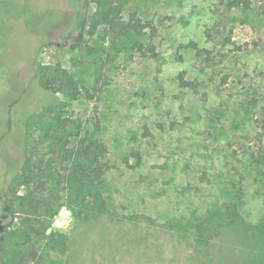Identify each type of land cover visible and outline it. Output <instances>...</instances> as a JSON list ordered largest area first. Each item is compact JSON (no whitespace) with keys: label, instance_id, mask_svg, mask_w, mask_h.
Listing matches in <instances>:
<instances>
[{"label":"rangeland","instance_id":"1","mask_svg":"<svg viewBox=\"0 0 264 264\" xmlns=\"http://www.w3.org/2000/svg\"><path fill=\"white\" fill-rule=\"evenodd\" d=\"M228 2L0 0V264H264V0ZM56 68L81 98L47 95ZM56 116L105 144L93 183L41 139ZM26 153L46 169L28 215L2 197L35 190Z\"/></svg>","mask_w":264,"mask_h":264},{"label":"trees","instance_id":"2","mask_svg":"<svg viewBox=\"0 0 264 264\" xmlns=\"http://www.w3.org/2000/svg\"><path fill=\"white\" fill-rule=\"evenodd\" d=\"M100 0H83L84 9L87 10L91 3L98 2ZM230 7H237L239 5L247 6L248 0H229ZM128 28L134 32L136 35H143L147 24L142 23L140 18L131 14L127 21ZM87 26V19L84 17L81 21L80 29L75 37L74 43L70 46L71 49H75L85 42V28ZM192 44V43H191ZM193 45V44H192ZM194 46V45H193ZM134 49L141 52L143 55L149 54L151 56L155 55V48L151 44L147 43H134ZM55 75L48 77L44 75L43 80L40 78L39 85L42 86L43 90L46 91L47 95L55 94L57 91H69L70 95L74 99L81 98L80 87H77L75 82L71 79L70 75H67L64 71L56 68L54 71ZM182 72L178 74V80L181 86L189 87L191 82L183 79ZM58 85L57 88H53L54 85ZM40 86V87H41ZM87 95V93H86ZM54 106V105H52ZM44 106L43 108H45ZM50 107V106H49ZM46 109V108H45ZM55 116V115H54ZM52 123L54 125L53 130L51 128L45 131L41 137L42 140L51 141L49 143V153L51 157L58 156L67 162H70L69 172L74 174L77 173L80 176L82 184L88 185L93 183L98 179V177L103 173L108 165L102 163L101 156L106 152L105 144L99 139L93 137L90 133L82 131L79 127L76 133H70L65 119L56 116L53 118ZM57 125V127H55ZM73 143L69 146V143ZM132 154L136 159V164L140 163V153L138 150H133ZM126 160V159H125ZM127 163V161H125ZM103 164V165H102ZM38 166H33L31 156L26 153L23 158V163L15 176L17 184H23L28 189L31 190L26 197L18 203H15V189L11 186L8 187V193H3L2 197L5 200V206L8 210L19 212H24L23 214H34L38 208L37 196L41 191V185L43 183L42 176L46 175V169ZM19 198V197H18ZM25 220V226L32 230L31 221ZM7 264V263H4ZM13 264H44L42 260L37 258L36 251H29V254L22 257L17 262Z\"/></svg>","mask_w":264,"mask_h":264}]
</instances>
